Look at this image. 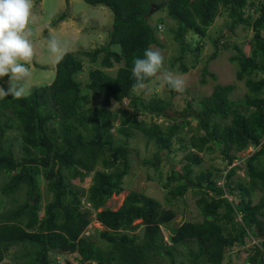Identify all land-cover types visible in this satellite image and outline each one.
Returning <instances> with one entry per match:
<instances>
[{"label": "trees", "instance_id": "obj_1", "mask_svg": "<svg viewBox=\"0 0 264 264\" xmlns=\"http://www.w3.org/2000/svg\"><path fill=\"white\" fill-rule=\"evenodd\" d=\"M83 1L111 11L107 41L64 52L53 80L34 86L27 98H0V193L23 195L0 212V264L13 247L20 259L15 264H52L64 254H75L74 262L65 264H222L226 252L252 238L259 244L245 250L241 264H264V0ZM160 3L174 22L168 33L180 51L173 59L179 62L177 69L186 73L195 66L206 38L214 48L208 62L219 47L232 48L236 79L246 87L241 98L231 97L233 84L217 82L209 94L192 96L177 109L171 101L175 89L166 82L164 96L133 90L134 57L143 58L152 44L163 47L157 30L165 19L156 21L162 24L149 22ZM223 14L231 32L239 25L250 32L247 52L240 43L225 41L223 34L208 33ZM64 17L62 13L58 21ZM186 53L190 65L183 61ZM85 58L90 67L82 82ZM208 62L200 67L201 84L207 76L216 80ZM112 101L118 103L116 110L110 108ZM136 132L153 142L157 161L160 152L169 156L183 151V160L170 158L166 180L154 167V177L167 190L168 207L143 191L128 189L132 149L127 141ZM13 136L21 141L20 158L12 149ZM246 149L245 158L237 154ZM215 151L225 170L200 164L202 153ZM195 166L201 168L195 171ZM238 169L244 172L234 177ZM87 177L91 184L81 186ZM41 179L51 195L43 205ZM124 185L128 191L121 204L105 207L112 195L126 191ZM188 189L196 195L199 217L181 210L176 223L178 212L171 201ZM257 192L261 195L254 202ZM94 220L103 227L97 230L99 244L85 233Z\"/></svg>", "mask_w": 264, "mask_h": 264}, {"label": "rangeland", "instance_id": "obj_2", "mask_svg": "<svg viewBox=\"0 0 264 264\" xmlns=\"http://www.w3.org/2000/svg\"><path fill=\"white\" fill-rule=\"evenodd\" d=\"M32 12L36 17L35 23L30 25L33 32L31 39L35 49V56L32 64L30 65L33 76L29 82V92L34 86L48 84L54 78L55 64L57 61L48 50V41L50 38L55 37L60 43V46L64 52L78 51L80 49L86 50L90 47L107 41V32L109 31L112 23V13L107 7L101 5H89L83 0H34ZM62 13L65 14V17L58 21V18ZM152 13L153 14L149 18V22L152 25L159 23L162 24V22L156 23V21L160 18L165 19V22L163 24V31H157V35L160 39V42L163 44V47H160L156 44H152L151 47L158 49L164 55L165 68L173 72L175 75L180 76L185 81L184 90L182 92L175 90V93L171 98L173 106H176L177 109H181L182 106L185 105V101L190 99L192 96L199 97L198 95L209 94L212 91L213 85L217 82L221 84L234 85V90L231 93L232 98L239 99L244 95L246 92V87L242 81L236 79L237 64L236 62L230 60V56L235 53L234 49H221L219 47V53L216 58L213 60L211 59L208 62V56H210L214 48L212 43L206 38L205 44L202 48L199 58H197L195 66L190 68L188 72L181 73L177 69L179 62L173 60L175 57H179L180 51L177 44L173 40L172 35L168 33V29L173 26L174 22L167 16L166 11L163 8V3L154 6ZM55 19H57V21L53 24L52 21ZM227 19L228 18L225 16V14L218 16L214 24L208 30V33L212 37L223 34L225 41H228L229 43H240L243 50L247 52V42L250 38V32H246L241 28L240 25L235 28L234 32H231L227 28L228 24L224 25ZM204 60L208 62V71L214 72L216 74V80L214 81L209 76H207L206 83L201 84L200 67L205 62ZM84 61L85 64L83 72L79 75V79H81L82 82L86 80L87 69L90 67L87 58H85ZM183 61L187 65H190L192 62L191 55L188 53L184 54ZM115 69L116 67L111 68L109 72L113 73ZM151 84L152 85H147L144 88L148 91H155L160 96L165 95L164 90L167 88V86L165 85L164 80L153 78ZM0 87H3L5 90L10 87L9 76L0 78ZM151 94L152 93H147V96ZM110 108L116 110L118 108V103L112 101ZM169 115L177 116V112L170 111ZM157 120L161 121L162 119L158 118ZM116 122H118V120ZM164 122L166 121H163V123ZM194 126V122H191L190 127L193 131ZM11 141L15 157L20 158L22 156L20 138L13 136ZM127 142L132 149L130 153V173L125 177V181L128 183V189L143 191L145 194L159 200V202L165 207H168L169 205L165 202L166 197L168 196L167 190L162 187L159 181L156 180V177H154L156 174V169L154 167L157 166L162 173L161 180H166V177L169 174V169L172 165L170 158L177 161L183 160V151H172L169 156H167L165 152H160L162 159L161 161H157L155 156L158 155V153L153 142L150 140L147 141L145 136L142 134L136 132L135 135ZM172 146L176 147L177 142L173 141ZM249 152L250 149H246L238 152L237 154L242 158H245ZM201 156L203 157V161L200 163L202 166L208 167L209 164H213L218 166L220 169L225 168L223 160H221L217 151L211 154L202 153ZM199 168H201V166H195V171ZM243 172V170L238 169L234 177H236V175L242 174ZM147 176H151V179H147ZM2 178L3 177L0 178V181ZM221 182L222 181L219 183ZM90 184V177H87L81 186L83 185L84 187H88ZM40 186L42 190L43 205L48 199L51 198V195L47 192L45 182L42 179L40 180ZM124 187L126 191H123L118 195H112L106 201L104 206L116 209L121 204L125 194L128 191L126 185H124ZM260 195L261 194L257 192L253 196V201L256 202ZM195 197L196 195L193 193V191L188 189L183 197L171 201V206L178 212V216L175 220L176 223L180 222L182 219V217L179 218L181 210H184L186 215L192 218L199 217L198 211L195 208ZM22 199V194H11L5 196L0 193V212L14 206ZM39 214H41V212H39ZM138 221L139 220H136V222ZM98 229L101 230L103 227L94 220L89 224L85 230V233L92 235L94 241H97L99 244L100 240L99 235L97 234ZM162 231L164 239L166 242L170 243L169 231L165 228H163ZM252 243L253 240L250 239V242L246 243L239 249H231L229 252H226V256L222 264H241L245 255L247 254L245 250L250 248L251 245H253ZM17 249V247L11 248L8 251V255L1 264H15L16 262H19L20 259L14 257V253L17 251ZM74 255L75 254L58 255L55 258L56 261H53L52 264H65V260L74 262Z\"/></svg>", "mask_w": 264, "mask_h": 264}, {"label": "clouds", "instance_id": "obj_3", "mask_svg": "<svg viewBox=\"0 0 264 264\" xmlns=\"http://www.w3.org/2000/svg\"><path fill=\"white\" fill-rule=\"evenodd\" d=\"M33 6L34 0H0V78L10 77V87L7 90L0 87V98L11 95L25 99L30 95L29 82L33 76L30 65L35 56L30 27L36 21ZM162 30L159 25L157 31ZM48 50L56 61L65 54L55 37L49 39ZM131 72L136 81L132 86L134 91L143 89L145 81L153 78L164 80L178 92L185 88V81L165 68L164 55L151 46L144 51L143 58L134 57Z\"/></svg>", "mask_w": 264, "mask_h": 264}, {"label": "built area", "instance_id": "obj_4", "mask_svg": "<svg viewBox=\"0 0 264 264\" xmlns=\"http://www.w3.org/2000/svg\"><path fill=\"white\" fill-rule=\"evenodd\" d=\"M252 240H253V243H252V244H256V245L259 244V240H258V239H255V240H254V238H252Z\"/></svg>", "mask_w": 264, "mask_h": 264}, {"label": "water", "instance_id": "obj_5", "mask_svg": "<svg viewBox=\"0 0 264 264\" xmlns=\"http://www.w3.org/2000/svg\"><path fill=\"white\" fill-rule=\"evenodd\" d=\"M179 218H181V216H179Z\"/></svg>", "mask_w": 264, "mask_h": 264}]
</instances>
